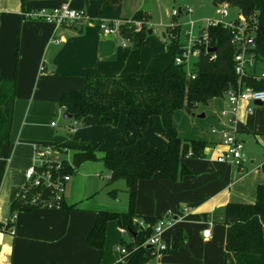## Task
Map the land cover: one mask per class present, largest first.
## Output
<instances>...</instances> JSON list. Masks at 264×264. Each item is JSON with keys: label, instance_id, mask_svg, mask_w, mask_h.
Listing matches in <instances>:
<instances>
[{"label": "crops", "instance_id": "crops-1", "mask_svg": "<svg viewBox=\"0 0 264 264\" xmlns=\"http://www.w3.org/2000/svg\"><path fill=\"white\" fill-rule=\"evenodd\" d=\"M66 2L86 12L92 7L96 8L97 16L96 0H0V73L7 78H17L11 134L12 150L6 165L5 156L0 155V228H4L0 233L2 264L118 263L119 257L113 246L115 243L117 246L121 244L124 236L120 237L118 243V239L115 241L106 233V242L102 249L89 246L87 238L99 211L127 212L129 206L118 211L115 208L112 210L94 205L86 207L87 210L78 209L75 205L78 201L74 202L71 198L74 188L80 185L82 179L69 181H73V191L70 190V197L65 194V208L43 206L12 212L11 204L19 196L26 181V170L34 163L37 144L49 143L67 147L65 157L70 161L74 154L73 148L87 146H68L51 141V136L45 130L46 123L38 120L43 115L62 113L59 100L64 93L83 88L86 76L96 73L120 77L130 89L142 90L146 87L142 75L163 70L173 58L168 59L162 55L167 46L158 39L146 37L140 48H135L132 41L128 46H123L119 36L103 35L95 24L96 19L89 18L90 22H84L82 25H63L56 28L53 24L26 19L22 15L27 10L39 7L53 8ZM139 9H142L141 6L135 11ZM121 14H124L123 8ZM211 103L212 113L207 115L206 120H196L194 127L187 128V137L180 133L176 121V118L185 120L182 112L177 110L174 115V123L182 139L206 143L205 157H189L184 160L192 170V175L178 182L164 179L159 174H155L151 179L141 180L137 203L139 197H144L151 203L170 201L176 205L180 196L174 190L180 189L179 184L196 185L200 194L204 193L205 197L201 200L200 194L195 192L198 203L191 201V207L184 208L190 209L187 216L193 215L196 217L192 219L201 220L200 212L208 211L210 216L219 207L225 208L231 201L253 202L256 199L257 187L264 183V104L240 102L234 128L237 136L245 143L249 157L247 165H250L245 164L243 168H238L217 161L220 151L223 150L222 138L220 133H213L212 128L222 126L221 112L228 107V102L226 97H221L213 99ZM122 112L126 121L127 112ZM52 123L50 127L55 128L57 124L53 126ZM144 139L155 147H167L168 136L159 117L154 126L145 132ZM98 173L100 172L96 175ZM69 182L67 185H70ZM86 203L88 205L90 201ZM73 205L75 207L70 208ZM176 206L179 209V204ZM184 208H180L178 214L182 215ZM137 213L153 216L146 215L140 209ZM13 215L15 216L12 217ZM83 217L84 221H79ZM113 221L117 223L116 220ZM184 222H178L174 226L175 230L172 228L167 232L169 251L149 264H210L207 250L212 242L213 229L210 230V235L205 237L201 232L202 225L196 224L192 235L189 234V238L184 236L181 246L175 247L171 243L172 233ZM213 222L214 226L211 228H222L226 235L228 234V226L225 223V226H222L216 224V221ZM211 228L204 227V231ZM180 230H183V225ZM194 232L197 233L192 237Z\"/></svg>", "mask_w": 264, "mask_h": 264}, {"label": "trees", "instance_id": "trees-1", "mask_svg": "<svg viewBox=\"0 0 264 264\" xmlns=\"http://www.w3.org/2000/svg\"><path fill=\"white\" fill-rule=\"evenodd\" d=\"M210 1L216 6L227 3L230 7L238 8L243 15L256 18L255 46L249 52L255 57L257 69L264 68V0ZM96 3L97 18H121L124 0H96ZM132 18L142 20L145 25L150 22V14L142 9L135 11ZM172 24L173 28H168L169 32L177 36L172 62L161 71L143 74L146 84L144 89H130L120 77L96 73L86 76L83 88L66 92L59 100L63 113L71 114V120L77 127L99 126L106 131L114 128L121 130L115 148L107 149L102 144L73 148L72 165L65 162L61 171L62 174L72 175L84 162L100 160L110 171L109 181H126L128 211H99L87 238L89 246L102 249L110 220H116L119 227L126 228L132 239H121L128 254L117 264H149L152 261L151 249L145 242L152 235L153 226L159 218L137 213L139 182L151 179L155 174L172 182L181 181L193 173L184 160L205 157L204 141L181 138L174 123L175 112L183 108L194 110L215 98L225 97L229 89H236L240 84L264 88V80L256 81L252 75L240 81L236 73V48L231 42L232 33L223 26L208 29L209 48H216V58L211 59L214 54L202 47L194 70L195 78L189 77L186 66L175 63L181 29L180 25ZM148 32L144 25L136 33L122 29L124 36L132 37L135 48L141 47ZM16 96V76L7 78L0 73V155L5 156V165L12 150ZM123 110L127 112L126 125L119 127ZM157 117L161 119L168 136L165 149L155 147L144 139L145 132L154 126ZM262 168L264 170V164ZM111 195L116 197L117 190H112ZM36 196L50 200L53 194L49 190L33 188L24 198L21 191L11 204L12 212L43 207L42 202H30ZM66 204L65 199L61 207L65 208ZM142 221L146 223L145 227L140 224ZM225 224L228 234L222 264H264V183L257 187L253 202L231 201L225 206ZM183 241L184 233L182 230L177 231L175 247L181 246Z\"/></svg>", "mask_w": 264, "mask_h": 264}, {"label": "rangeland", "instance_id": "rangeland-1", "mask_svg": "<svg viewBox=\"0 0 264 264\" xmlns=\"http://www.w3.org/2000/svg\"><path fill=\"white\" fill-rule=\"evenodd\" d=\"M123 13L120 16L124 18H128L127 20L120 19L122 21V29H126L127 32L136 33L138 29L144 28L148 30H153L150 34L148 32L147 37L151 39H158L166 45V49L163 50L162 55L166 56L168 59L173 57L174 50L176 48L175 40L177 36L172 35L169 32L168 28H173V24L180 25L181 35L178 37L179 43L183 42L186 39V30L193 29L195 33L198 32L199 27L206 25L207 19H219L218 7L214 5V3L210 0H124L123 4ZM139 6L142 9L147 11L150 14V22L146 25L143 24L142 20H137L132 18V14ZM191 8L193 10L192 13H185L186 9ZM182 9L184 15L182 17H175L173 12L176 10ZM230 17L227 19H235L240 11L236 7L230 8ZM87 17L90 19H97L96 16V8H91L86 12ZM129 16V17H127ZM97 21V20H95ZM191 22L195 23L194 25ZM143 24V25H141ZM132 41V37L126 36ZM129 44V43H128ZM194 61V59H193ZM264 69V68H262ZM254 104V103H253ZM179 112H182L183 118L185 120H181V118H176L178 129L180 133L184 136L187 135V128L194 127V122L197 120L198 122L206 120L207 115L212 113V103L211 101L208 104H201L197 106L192 112H188V109L183 108L179 109ZM124 114V112H122ZM120 116L119 127H124L126 125V121L124 117ZM195 114V115H193ZM205 114V117H201L200 115ZM41 123H46V132L51 136V141H56L59 144L63 145H79V144H102L104 148L112 149L117 146V139L120 136V129L114 128L112 130L106 131L102 127L99 126H90V127H78L74 131H70L69 127L74 124V121L69 119L66 120L64 118V113L60 115H43V117L38 119ZM54 122L57 124L55 128L50 127V123ZM70 125V126H69ZM49 126V127H48ZM69 126V127H68ZM187 137V136H186ZM43 145V143H41ZM45 145H51L46 143ZM51 146H55L54 144ZM57 149H54L55 155L60 157L62 160H65L66 153L68 152V148L61 145H56ZM70 150L72 149L69 148ZM69 155V154H68ZM9 159V158H8ZM9 161V160H8ZM247 165V163H246ZM245 165V166H246ZM248 164L247 166H249ZM100 172L104 177L97 176L96 173ZM110 176V171L105 167L102 161H86L84 162L77 171L72 174V180L76 178L82 179L80 181V185L74 188L73 191V181L68 184L66 187V197H70L69 195H73V201H78L75 203L78 206V209L90 207V205H94L95 207H108V209L115 208L118 210L127 209L129 206V194L127 191L126 181L121 179L117 181H109L108 178ZM180 189L174 190L177 194H179L180 198L177 201L179 204V209L184 207H191V201H196L195 192L200 194L199 189L196 185L181 183ZM86 186L88 188V192H86ZM116 189L117 196H112L111 191ZM71 190V192H70ZM186 194H189L185 197ZM199 199H203L205 194H200ZM144 198V197H143ZM141 199L139 197V201L137 203V210H143L146 215H153L154 217L161 218L165 217L169 212L178 213V206L173 205L170 201H163L161 203H151L146 198ZM69 199V198H68ZM83 201H79L82 200ZM86 201H90V203H86ZM194 203H198L197 201ZM150 205V206H148ZM196 205V204H194ZM190 210V209H189ZM83 212V211H81ZM201 220H194L190 216L184 218L183 230L184 236L192 235V232L195 231L194 227L196 224L199 226L202 225V234L204 231V227L211 228L214 226V222L216 224H220L225 226V208L219 207L212 215L209 216L208 211L205 213L200 212ZM191 219V220H189ZM79 221H84V217ZM182 225L179 229H177L174 233H172L171 243L175 242V234L177 231H180ZM108 232L115 241L118 239V243L120 242V237L124 236L126 241L131 240L132 238L121 233V229L118 227L117 223L113 220H110L108 223ZM213 229V230H212ZM119 230V231H118ZM172 230H175L172 229ZM210 230L213 231V238L211 245L207 250V254L209 256L210 264H222L224 258V247L227 235L222 228L212 227ZM197 232H194V237ZM119 237V238H118ZM165 237V236H164ZM167 237V234H166ZM198 239V238H195ZM115 253L120 258V254L117 250V243L113 246ZM202 254V252H201ZM118 258V259H119Z\"/></svg>", "mask_w": 264, "mask_h": 264}, {"label": "built area", "instance_id": "built-area-1", "mask_svg": "<svg viewBox=\"0 0 264 264\" xmlns=\"http://www.w3.org/2000/svg\"><path fill=\"white\" fill-rule=\"evenodd\" d=\"M217 7L220 16L219 19H207L206 25L199 27L197 33H195L193 29L186 30V39L179 43L178 51L175 56V63L178 65L184 64L188 76L195 78L194 70L202 53L201 48L205 47L207 48V52H209L208 49L211 46L208 29L212 26H223L232 33L231 42L236 48V73L240 77V81L249 75H252L256 81L264 80V69H257L255 57L249 52V49L255 46L257 31L256 18L254 16H245L240 13L235 19H227L231 15V7L227 3L220 4ZM185 11V13L193 12L191 8ZM22 15L26 19L42 20L43 22L53 24L56 28L63 25H82L84 22H90L85 10L76 9L69 2L53 8L39 7L27 10L23 12ZM173 15L177 17L179 11L177 12L175 10ZM96 20L95 24L103 35L119 36L121 38V44L123 46H128L131 40L122 34V21L120 19L102 17ZM191 24L194 25L195 23L191 22ZM139 30L141 29L137 31ZM213 54L211 59L216 58L215 53ZM225 97L228 102V107L224 108L221 112L223 119L222 126L220 128H212V132L220 133L222 138L221 143L223 150L220 151L217 161L227 163L233 167L243 168L245 164L249 162V157L245 150V143L237 136L234 128L237 122L239 105L241 101L250 103L260 101L264 104V88H254L252 86L240 84L236 89H229ZM52 125L55 126L56 123L53 122ZM75 129L76 124L69 127L70 131H74ZM54 149H56L55 146L45 144H37L35 146L34 163L25 172L26 181L21 191H23V197L26 198L29 194V190L33 188L49 190L53 194L50 200H42L41 196H36L35 198H31L30 202L32 204L42 202L41 204L45 207L61 208L65 200L67 183L72 179L71 174H62L61 171L65 162L72 165V161L68 159L62 160L55 155ZM97 175L104 177L101 173ZM110 179L111 175L108 180ZM189 211L188 208H184V213L182 215L169 212L165 217L158 219L153 226L152 235L145 242L151 249L152 260L162 258L169 251L170 242L166 234L174 228L178 222L183 221L189 214ZM14 216L15 215L12 217ZM140 224L143 227L146 225L144 221ZM3 230L4 228H0V233ZM121 230L124 235L129 236V231L126 228L123 227ZM210 232V229L205 230L203 236L208 237ZM117 250L120 254L119 261H123L124 257L128 254L127 248L123 244H119ZM0 264H2L1 261Z\"/></svg>", "mask_w": 264, "mask_h": 264}, {"label": "water", "instance_id": "water-1", "mask_svg": "<svg viewBox=\"0 0 264 264\" xmlns=\"http://www.w3.org/2000/svg\"><path fill=\"white\" fill-rule=\"evenodd\" d=\"M182 16H183L182 9H179V17H182ZM152 31H153V30L150 29V30H149V33L151 34ZM209 51L212 52V53H214V52L216 51V48H215V47H211V48H209ZM255 104L263 105V103L260 102V101H256ZM188 112L191 113L192 110L188 109ZM193 115H195V114H193ZM200 116H201V117H205V114H202V115H200ZM64 118H65L66 120L72 119V115H71V114H68V113H64ZM148 247H149V246H148Z\"/></svg>", "mask_w": 264, "mask_h": 264}]
</instances>
